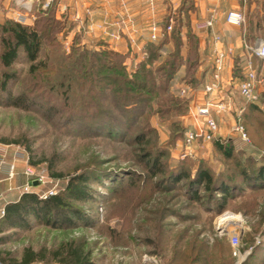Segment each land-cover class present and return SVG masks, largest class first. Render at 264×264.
<instances>
[{
	"label": "trees",
	"instance_id": "trees-1",
	"mask_svg": "<svg viewBox=\"0 0 264 264\" xmlns=\"http://www.w3.org/2000/svg\"><path fill=\"white\" fill-rule=\"evenodd\" d=\"M56 10L57 1L40 10L32 25L0 19V103L27 110L31 104L38 102L36 99L41 98L38 96L40 91L56 93L64 107L65 123L80 125L98 134L103 132L116 141L128 140L145 174L142 180L149 182L155 179L152 190L160 188L166 192L179 186L183 198L189 204L199 203L207 214L220 212L235 200L240 202H235L232 207L239 211L256 196L264 195V155L254 159L252 154L236 152L228 139H215L211 142L213 160L222 165L219 171H215L214 164L204 158H200L194 169H191L192 164L187 159L166 164L167 146L181 135L178 113L187 107L186 100L170 96L168 86L180 71L181 82L194 88L202 84L201 78L195 76L199 66V47L198 39L188 22V12L193 10L191 0H181L178 8L163 18L159 23L162 27L168 18L173 20L169 35L157 43H146L143 46L142 59L131 74L126 72L125 55L109 49L104 43H99L97 49L83 47L79 44L80 33L76 34L69 53L60 51L56 37L69 20L67 13L57 19ZM263 28L261 17H257L254 22L247 21L244 42L252 47L256 39L263 40ZM165 44L168 45L165 59L155 63L159 49ZM246 53L248 51L243 49L232 57L230 74L233 80L243 79L242 66ZM41 54L44 57L39 59ZM21 58L29 65L28 73L36 79L15 93L18 74L14 65ZM260 64L261 61L255 59L253 66L256 74ZM39 77L44 78L43 83L39 82ZM45 110L48 116L58 112L53 105ZM151 116L170 136L166 147L157 146L155 129L149 123ZM253 117L257 121H252ZM252 122H255L254 127L260 132L258 127L262 126L264 132V93L244 107L241 123L246 135ZM256 146L264 149V146ZM52 167L50 163L49 171ZM124 172L129 183L139 178L135 177L131 169L119 173ZM50 175L53 178L61 177V174L53 172ZM114 175L110 176L100 169L94 170L92 177L81 172L71 176L61 192L46 199H40L32 191L22 193L16 201L4 207V215L0 217V245L9 240L7 233L15 235L20 231H28L33 222L59 229L83 224L88 219L72 201L89 200V181L107 179L113 182L118 180ZM243 245L240 248L242 252L251 247L249 244ZM257 251H264V248L258 250L251 247L241 264H254L257 253L261 255ZM200 252L192 248L187 253L176 255L169 264H206L207 259ZM228 255L230 264H233L230 247ZM50 261L60 264H93L88 252H84V243L76 241L63 243L55 249L40 247L34 250L27 246L19 258L9 251H0L2 264Z\"/></svg>",
	"mask_w": 264,
	"mask_h": 264
},
{
	"label": "rangeland",
	"instance_id": "rangeland-1",
	"mask_svg": "<svg viewBox=\"0 0 264 264\" xmlns=\"http://www.w3.org/2000/svg\"><path fill=\"white\" fill-rule=\"evenodd\" d=\"M3 1L0 2V19L15 22L14 14L19 10L14 0ZM56 1V18L60 19L64 13H67L69 20L68 25L56 37L60 51L69 53L78 33L81 35L79 42L81 46L97 49L100 41H104L101 39L102 36L92 33L90 20L84 19L85 15L83 16L81 12L80 19H77L74 5L63 8L62 5L59 6V0H53L49 4H46L45 0L32 2L31 11L24 25L34 24L40 10L48 8ZM208 48L207 39V50L200 48L201 53L199 52L198 78H201V82L209 66ZM166 55L161 58L157 56L155 63L163 61ZM249 55L246 53L245 58ZM43 57L41 54L39 59ZM250 58L254 63L256 58L253 56ZM28 66L22 58L14 65V70L18 74L15 93L35 82L36 77L28 73ZM136 66L125 67L126 72L131 74ZM257 74L264 76L262 62ZM229 78L228 89L232 94L233 109L241 108L243 112L248 102L242 100L236 92L235 85L238 80H233L231 74ZM42 79L44 78L39 77V82L43 83ZM257 92V96L264 93V84L258 88ZM168 93L175 99L184 100L177 97L171 90V84L168 86ZM38 96L41 97L36 99L38 102L31 104L27 110L0 103V176L6 178L7 190L16 192L20 196L30 180L42 176L43 183L36 185L35 188L32 186L29 191L41 195L54 189L57 194L65 188L71 176L84 172L92 177L94 170L97 169L105 170L110 176L116 173L114 178L117 177L118 180L113 182L107 179L98 182H91V180L88 183L91 190L90 199L85 202L72 201V204L82 210L88 219L86 222L83 221V224L59 229L33 222L28 231H20L15 235L7 233L10 238L5 244L0 245V251H9L14 257L19 258L23 248L27 246L34 250L40 247L55 249L63 243L76 241L84 243V252H88L93 264H169L176 255L187 253L192 248L201 251L202 257L207 259L206 264H230L227 235H220L214 228L215 221L217 223L219 218L228 214L239 216L241 219L240 227L228 226L223 222L225 227H228V231L238 232L240 248L244 246L243 244H249L258 250L264 248L262 247L264 246V195L256 196L239 211L232 207L235 202H240L235 200L232 205L228 204L220 212L210 215L203 211L199 203L189 204L183 198V192L179 186L166 192L160 188L152 190L155 179L149 182L142 180L141 177L145 174L128 140L116 141L103 132L98 134L80 125L65 123L66 114L62 110L64 107L57 94L46 90L40 91ZM51 105L60 114L56 112V115H46L45 109ZM187 110L188 106L178 113L177 120L181 135L168 146L170 136L165 129L158 126L154 117H149V123L155 129L154 137L157 146H167L166 164L171 165L175 161L187 159L192 164L191 169H194L200 158H204L214 164L215 171H219L222 165L213 160L211 143L195 145L193 150L196 158L179 157V146L184 131L183 121H186L184 116ZM234 111L235 109L215 117L219 131L215 139H228L236 152L252 154L254 159L260 158L264 155V149L256 145L264 146L263 127H258L260 132L254 127L255 122H252L250 131H247L246 142L241 141L229 130ZM240 116L242 122V113ZM255 120L257 121V118L253 117L252 121ZM50 163L53 166L51 171L48 169ZM11 165L14 168L13 175L10 177ZM26 168L33 172L31 177L25 174ZM129 169L135 172V177H139L137 179L134 177L136 180L133 183H129L125 172L119 173ZM50 172L61 174V177L53 178ZM18 175L25 177L27 183L15 182ZM3 207H5L4 203L0 204V210ZM255 238L258 239L257 244H254ZM251 247L246 250L249 249L250 252ZM257 252L261 255L257 253L254 264H264V251ZM34 264L60 263L50 261Z\"/></svg>",
	"mask_w": 264,
	"mask_h": 264
},
{
	"label": "built area",
	"instance_id": "built-area-1",
	"mask_svg": "<svg viewBox=\"0 0 264 264\" xmlns=\"http://www.w3.org/2000/svg\"><path fill=\"white\" fill-rule=\"evenodd\" d=\"M38 0H14L19 12L14 14V21L18 24H24L28 13L31 11V4ZM53 0H45L46 4H49ZM25 13V14H24ZM26 15V16H25ZM244 16L241 10H229L223 14V23L231 28H238L243 24ZM215 22V12L211 11L208 16L202 21L201 24L196 25V29H200L209 32V66L207 73L202 81V84L198 88L191 87L187 84H183L174 79L171 82V90L177 97L187 101V114L185 119L189 122V125L184 128L181 144L179 146L178 155L180 158H196L193 147L201 144H210L216 136L219 135L217 117L219 114L228 113L234 111L232 123L230 125V132L237 136L241 141L246 142L247 137L243 126L241 124V108L233 109L232 94L229 91V80H226L227 84L223 85V72L225 69V62L232 59L234 55V49L231 46H226L223 43L222 37L219 33L212 31ZM126 23L131 24V21L121 20L113 25L117 28L116 31H107V37L110 40L118 41L120 39V30L124 28ZM172 28V20L169 19L165 26H159L156 23H150L147 27L146 41L148 43H157L165 39ZM130 46L141 52V48L137 45L133 37L128 38ZM242 48L247 50L250 54L244 59L242 66L243 79L239 80L235 89L238 96L245 102H253L257 98V91L264 84V76L256 74L253 66V62L250 56L260 60L264 66V40L258 41L254 46L249 47L241 42ZM167 54V49L162 47L158 51V58L164 57ZM132 62V61H131ZM130 61L126 63V67H130L132 64ZM1 153V144H0ZM203 152L201 153V155ZM203 157V156H201ZM14 166H10L9 176L13 174ZM25 174L28 177L33 175V172L29 169H25ZM44 178L42 176L30 180L24 187V192H30L32 188V182H36L37 185L43 183ZM54 189H50L47 192L38 195L40 199H46L49 196L55 195ZM1 198V195H0ZM227 213V212H226ZM224 214V213H223ZM4 215V207L0 210V216ZM222 215V214H221ZM214 228L220 235H227L228 244L230 246V256L233 259V264H241L245 256L248 254L249 249L246 251H240V241L237 235L238 232L231 230L226 231L225 225L220 223L219 225L214 223ZM224 231V232H222ZM258 243V239H254V244ZM0 264H2L0 262Z\"/></svg>",
	"mask_w": 264,
	"mask_h": 264
},
{
	"label": "crops",
	"instance_id": "crops-1",
	"mask_svg": "<svg viewBox=\"0 0 264 264\" xmlns=\"http://www.w3.org/2000/svg\"><path fill=\"white\" fill-rule=\"evenodd\" d=\"M180 1L181 0H59V6L62 5L63 8H70L71 5H74L76 9V18H79L80 12L83 16L85 15L84 19L90 20L92 33L103 37H101V39L104 42L100 41V43H104L109 49L126 56L124 62L126 66L128 61H132L131 63L136 65L141 61L143 46L148 43L145 39L148 25L150 23L159 25L168 13H173L178 8ZM0 2L2 3L4 1L0 0ZM191 2L193 10L188 12V22L191 31L198 37L200 53L201 49L205 50L207 47L209 32L196 29V25L201 24L211 11L215 12V22L212 31L221 35L223 43L226 46L233 47L234 54L243 50L241 42H244L243 34L247 21L250 20L254 22L257 17H261L264 27V0H191ZM229 10L242 11L244 21L240 27L231 28L223 23V14ZM255 14H257V17L254 16ZM126 19L130 20L131 24L126 23L124 28L120 30V39L118 41L110 40L106 32L116 31L117 28L113 24ZM169 19L172 20V18H168V20ZM130 37L135 39L137 45L141 48V52H138L130 46L128 39ZM260 40L261 39H256L252 46ZM204 42H206V44ZM244 44L248 46L245 42ZM163 47L168 50L167 44ZM231 66L232 60L225 62L223 85H226V80L230 79ZM199 68L200 67L196 70V77L199 75ZM179 73L180 74H177L175 79L181 82L180 78L182 72L180 71ZM206 73L203 74V79ZM188 125L189 122L187 120L183 121L184 128ZM5 181L6 178L4 177L0 179V204L4 203V205L16 201L19 198V194L7 190L8 186ZM15 182L25 184L27 183V179L18 175Z\"/></svg>",
	"mask_w": 264,
	"mask_h": 264
},
{
	"label": "bare ground",
	"instance_id": "bare-ground-1",
	"mask_svg": "<svg viewBox=\"0 0 264 264\" xmlns=\"http://www.w3.org/2000/svg\"><path fill=\"white\" fill-rule=\"evenodd\" d=\"M225 214V213H224ZM225 223L226 225H228V226H236L237 225V227H240V222H241V219H240V217L239 216H236V215H230V214H228V215H224V216H222L221 218H219V221L217 222V224L219 223ZM218 224V225H219ZM226 231L227 232H229L228 230H227V228H226Z\"/></svg>",
	"mask_w": 264,
	"mask_h": 264
},
{
	"label": "water",
	"instance_id": "water-1",
	"mask_svg": "<svg viewBox=\"0 0 264 264\" xmlns=\"http://www.w3.org/2000/svg\"><path fill=\"white\" fill-rule=\"evenodd\" d=\"M31 184H32L33 186H36V185H37L36 182H32ZM222 232H224V231H222Z\"/></svg>",
	"mask_w": 264,
	"mask_h": 264
}]
</instances>
